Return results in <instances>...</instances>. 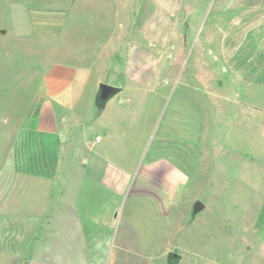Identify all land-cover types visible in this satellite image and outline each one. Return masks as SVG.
<instances>
[{
  "label": "crops",
  "instance_id": "obj_1",
  "mask_svg": "<svg viewBox=\"0 0 264 264\" xmlns=\"http://www.w3.org/2000/svg\"><path fill=\"white\" fill-rule=\"evenodd\" d=\"M212 19L206 41L214 61L194 58L189 68L195 71L182 89L177 84L169 90L168 105L176 100L173 114L190 112L192 102L201 111L221 113L232 103L227 109L248 113L255 107L236 93L233 98L210 86L264 87V0H218ZM118 51L108 52L98 79L90 66H51L41 80L46 101L37 127L11 142V178L39 196L38 208L30 211L38 221L26 227L39 230L27 264H168L170 257L173 264H233L227 258L232 254L223 255V229L208 244L197 218L206 205L192 214V202L206 194L193 195L192 181L206 175L205 165L176 148L149 150L141 143L135 149L125 140L127 123L142 124L141 102L159 94L154 82L160 67L156 52L147 66L113 60ZM102 82L120 91L98 111L96 86ZM179 88L188 93L178 94ZM127 91L126 100L134 102L129 111L118 99ZM238 243L236 234L228 244Z\"/></svg>",
  "mask_w": 264,
  "mask_h": 264
},
{
  "label": "rangeland",
  "instance_id": "obj_2",
  "mask_svg": "<svg viewBox=\"0 0 264 264\" xmlns=\"http://www.w3.org/2000/svg\"><path fill=\"white\" fill-rule=\"evenodd\" d=\"M217 5L218 0H0V264H15L14 256L27 264L38 244V228H26L38 221L30 213L38 208V192L11 178V142L37 127L46 101L42 78L63 62L90 66L98 79L99 65L115 48L113 60H142L147 66L156 52L160 67L154 82L159 94L141 102L142 124L127 123L125 140L135 149L141 143L149 150L176 148L205 165L206 175L192 181V192L206 194L192 208L197 201L206 205L197 218L208 244L223 229V255L232 254L231 263L264 264V87L210 86L233 98L236 93L255 107L248 113L227 109L232 103L221 113L201 111L192 102L190 112L173 114L176 100L168 105L169 90L195 71L189 68L194 58L214 61L206 35ZM181 89L178 94L188 93ZM127 95H118L125 111L134 103ZM236 234L239 243L228 244Z\"/></svg>",
  "mask_w": 264,
  "mask_h": 264
},
{
  "label": "water",
  "instance_id": "obj_3",
  "mask_svg": "<svg viewBox=\"0 0 264 264\" xmlns=\"http://www.w3.org/2000/svg\"><path fill=\"white\" fill-rule=\"evenodd\" d=\"M120 91L119 88L107 84V83H100L98 87V91L96 93L95 98V106L98 111H101L104 108L105 103L112 98L114 95H116ZM203 204L201 202H195L192 208V214H196L203 208ZM175 263L173 258H168V264Z\"/></svg>",
  "mask_w": 264,
  "mask_h": 264
}]
</instances>
